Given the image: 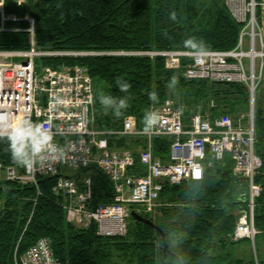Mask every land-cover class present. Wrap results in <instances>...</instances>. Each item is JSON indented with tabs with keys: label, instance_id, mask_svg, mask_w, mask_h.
<instances>
[{
	"label": "trees",
	"instance_id": "1",
	"mask_svg": "<svg viewBox=\"0 0 264 264\" xmlns=\"http://www.w3.org/2000/svg\"><path fill=\"white\" fill-rule=\"evenodd\" d=\"M256 2L255 15L264 34V0ZM6 9L18 16L29 13L34 17L39 48L84 52L42 56L35 63L38 70L48 65L87 68L93 80L96 127L118 129L125 116L134 115L143 128L145 111L168 97L182 108L185 119L197 113L211 119L229 114L236 119L242 113V103H250L244 83L188 79L182 67H167L162 55L134 53L185 49L183 41L192 36L203 39L212 49L235 48L243 23L232 14L226 0L201 5L196 0H27L22 5L6 0ZM173 10L178 14V22L168 19ZM7 25L25 28L28 22L9 20ZM162 29H167L172 38H166ZM28 39L29 32L25 30L0 31V48H27ZM187 60L184 58L183 63ZM173 75L179 78L175 90L166 86ZM117 77L131 84L128 93L119 91ZM100 90L116 97H129L123 116L116 118L111 111L102 109L96 98ZM151 92L157 93V103L149 99ZM255 131V150L262 159L256 173L262 192L256 199L255 225L264 229V77L256 92ZM171 141L170 137L154 139V154L167 160ZM144 145L143 137L114 136L110 140L111 148L133 150L136 164L131 171H144L139 159V148ZM6 149V142H0V161L25 173ZM233 164L228 154L215 159L208 153L201 181L164 184L155 210H145L135 203L130 206V212L136 210L158 225L166 239L182 238L179 245L175 239L170 240L166 249L161 232L132 213L127 232L114 236L99 234L96 223L83 227L67 218L65 196L52 191L61 175L75 178L81 189L89 191L90 208L114 201L113 181L95 166L61 167L58 175L37 176V184L1 178L0 264H16L15 255L24 254L45 236L51 239L60 264H166V260L168 264H179L175 257L186 258L188 264H257L254 258L238 256L236 247L242 240L231 239L237 211L247 193V183L233 173ZM87 177L90 183L85 185Z\"/></svg>",
	"mask_w": 264,
	"mask_h": 264
},
{
	"label": "built area",
	"instance_id": "2",
	"mask_svg": "<svg viewBox=\"0 0 264 264\" xmlns=\"http://www.w3.org/2000/svg\"><path fill=\"white\" fill-rule=\"evenodd\" d=\"M25 4L27 0H14ZM235 18L243 23L238 44L233 49L209 48V56L195 61L187 50L165 49L135 51V54L162 55L170 68H183L188 79H207L215 82H240L249 90L252 105L248 116L240 114L234 119L221 114L214 119L201 113L184 118L182 108L168 97L152 109L158 110L163 119L155 130L145 133L138 126L136 116L127 115L118 129L99 128L94 118L93 80L87 68H55L44 66L38 70L35 60L42 56L78 55L84 52L39 48L35 36V19L29 13L18 16L7 12L6 0H0V31L25 30L29 32V45L21 49L0 48V112L15 117L28 116L37 122L48 121L56 133V140L66 146V162H46L32 171L19 173L12 165L0 161V179L33 181L37 176L58 175L61 167L69 169L95 166L108 174L116 190L111 203H101L95 208L88 205L90 193L81 189L75 178L61 175L52 187L55 195H64V208L68 218L87 227L96 219L101 235H123L127 232L130 204H139L152 210L158 203L164 188L163 180L172 184L192 179L193 170L204 167V159L210 153L215 159L228 154L233 160V173L247 183L245 205L239 209V218L231 233V239H254L255 205L262 185L256 181V173L262 159L255 150L256 131L254 103L259 84L264 77V34L259 25L255 0H226ZM9 20H26L25 28H9ZM248 40V48L245 42ZM21 58L22 60H19ZM188 60L183 63V59ZM257 58H260L257 63ZM248 60V62L246 61ZM63 96L68 103L53 109L50 97ZM114 136L143 137L139 148L143 170L131 171L136 157L130 148H111ZM170 137L169 158L163 160L154 154V139ZM90 183V177L84 184ZM16 264H60L54 256L51 239L41 237L24 254L15 255Z\"/></svg>",
	"mask_w": 264,
	"mask_h": 264
},
{
	"label": "clouds",
	"instance_id": "3",
	"mask_svg": "<svg viewBox=\"0 0 264 264\" xmlns=\"http://www.w3.org/2000/svg\"><path fill=\"white\" fill-rule=\"evenodd\" d=\"M168 19L178 22V14L171 11ZM162 34L171 39L167 29H162ZM183 46L187 50L188 55L195 61L205 60L210 50L203 39L195 36L189 37L183 41ZM116 86L122 93H128L131 84L123 77L116 78ZM179 85V78L176 75L170 77L167 87L175 90ZM100 106L105 112L111 111L116 118L123 116L124 111L129 107V97H116L105 94L102 90L98 91L97 97ZM149 99L153 103L158 102L156 92L149 93ZM68 103L63 96L53 95L50 97V104L53 109H59ZM163 117L158 110L148 109L142 117L143 131L150 133L157 128ZM0 142H6L7 151L10 153L11 160L20 168L26 171H32L38 166L44 165L46 162H66L67 150L66 146L60 144L56 140V133L53 126L48 121L37 122L28 116L15 117L8 112H0ZM221 159L220 154L216 156ZM204 167H197L193 170L192 179L201 181L204 178ZM175 239L177 245L182 242V238L169 237L166 243ZM174 260L179 264H188L186 258L175 257ZM166 264H168L166 260Z\"/></svg>",
	"mask_w": 264,
	"mask_h": 264
},
{
	"label": "rangeland",
	"instance_id": "4",
	"mask_svg": "<svg viewBox=\"0 0 264 264\" xmlns=\"http://www.w3.org/2000/svg\"><path fill=\"white\" fill-rule=\"evenodd\" d=\"M199 5L203 3H210L214 0H196ZM219 1V0H216ZM22 60L21 58H18ZM248 62V60L246 59ZM260 58H257V63H259ZM256 104V100H255ZM250 110V103L246 102L242 103L241 111L245 113V115ZM255 111V107H254ZM159 205H156V207ZM155 210V208L153 209ZM237 211V210H236ZM238 212V211H237ZM258 233L256 234L254 239H243L240 243H238L236 247V254L238 256L244 257L246 259L254 258L257 264H264V229H257Z\"/></svg>",
	"mask_w": 264,
	"mask_h": 264
},
{
	"label": "water",
	"instance_id": "5",
	"mask_svg": "<svg viewBox=\"0 0 264 264\" xmlns=\"http://www.w3.org/2000/svg\"><path fill=\"white\" fill-rule=\"evenodd\" d=\"M165 183H169L168 180H164ZM132 215H134L137 219L139 220H142L146 223H149L151 225H153L154 227H156L162 234V239H163V242L165 243V249L168 247V244L166 243V235L164 233V231L158 226L156 225L152 220L148 219V218H145L144 216H142L139 212H137L136 210H132Z\"/></svg>",
	"mask_w": 264,
	"mask_h": 264
},
{
	"label": "bare ground",
	"instance_id": "6",
	"mask_svg": "<svg viewBox=\"0 0 264 264\" xmlns=\"http://www.w3.org/2000/svg\"><path fill=\"white\" fill-rule=\"evenodd\" d=\"M183 50H186V49H183ZM166 66H167V65H166ZM65 210H66V209H65ZM67 214H68V212H67V210H66V215H67ZM67 218H68V215H67ZM68 219H69V218H68ZM69 220H70V219H69ZM93 221H94L93 223H95V222L98 223V221H97L96 219H93ZM96 225H97V224H96ZM127 230H128V228H127ZM257 232H258V230H257Z\"/></svg>",
	"mask_w": 264,
	"mask_h": 264
},
{
	"label": "crops",
	"instance_id": "7",
	"mask_svg": "<svg viewBox=\"0 0 264 264\" xmlns=\"http://www.w3.org/2000/svg\"><path fill=\"white\" fill-rule=\"evenodd\" d=\"M245 48H248V40L245 42Z\"/></svg>",
	"mask_w": 264,
	"mask_h": 264
}]
</instances>
